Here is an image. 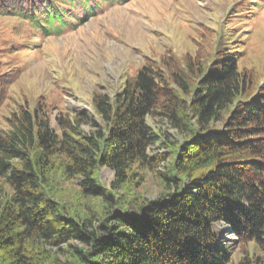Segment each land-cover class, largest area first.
<instances>
[{"label":"trees","instance_id":"16d2710c","mask_svg":"<svg viewBox=\"0 0 264 264\" xmlns=\"http://www.w3.org/2000/svg\"><path fill=\"white\" fill-rule=\"evenodd\" d=\"M120 1L0 0V14L55 29L69 9ZM233 49L150 61L114 97L94 94L95 118L60 113L55 127L42 98L12 111L0 130V264H264L247 249H264V85ZM18 77L0 65V116ZM158 143L165 152L151 155ZM150 177L155 199L139 193Z\"/></svg>","mask_w":264,"mask_h":264},{"label":"rangeland","instance_id":"374dc122","mask_svg":"<svg viewBox=\"0 0 264 264\" xmlns=\"http://www.w3.org/2000/svg\"><path fill=\"white\" fill-rule=\"evenodd\" d=\"M85 9H69L66 25L55 29L44 16L0 14L1 70L19 74L2 108L0 130L7 128L12 111L26 103L34 108L40 98L55 127L60 113L89 112L95 118L94 94L114 97L142 66L169 56L182 61L200 54L211 59L219 48H234L239 67L252 70L264 85V0H123L102 3L94 11ZM150 124L162 138L166 133L173 140L181 139L167 124ZM219 128L223 129L221 123ZM90 129L83 127L85 132ZM164 152L158 143L150 154ZM101 180L110 187L114 172L104 168ZM157 192L152 177L139 190L148 199H155ZM221 229L225 243L235 239L228 226ZM231 248L236 259L241 258L236 245ZM247 249L264 258V249L253 244Z\"/></svg>","mask_w":264,"mask_h":264}]
</instances>
